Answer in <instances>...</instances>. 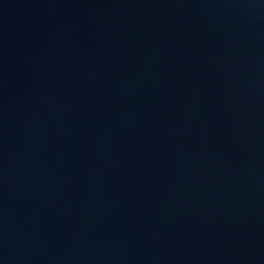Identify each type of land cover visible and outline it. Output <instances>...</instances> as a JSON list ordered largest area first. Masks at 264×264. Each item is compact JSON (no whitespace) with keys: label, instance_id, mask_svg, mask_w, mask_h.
<instances>
[{"label":"water","instance_id":"1","mask_svg":"<svg viewBox=\"0 0 264 264\" xmlns=\"http://www.w3.org/2000/svg\"><path fill=\"white\" fill-rule=\"evenodd\" d=\"M0 264H264V0H0Z\"/></svg>","mask_w":264,"mask_h":264}]
</instances>
